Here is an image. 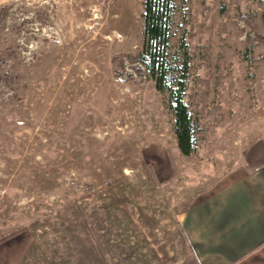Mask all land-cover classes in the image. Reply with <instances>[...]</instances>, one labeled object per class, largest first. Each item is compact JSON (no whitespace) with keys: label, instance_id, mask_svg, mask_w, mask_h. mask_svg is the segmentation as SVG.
I'll return each mask as SVG.
<instances>
[{"label":"rangeland","instance_id":"obj_1","mask_svg":"<svg viewBox=\"0 0 264 264\" xmlns=\"http://www.w3.org/2000/svg\"><path fill=\"white\" fill-rule=\"evenodd\" d=\"M176 3L189 156L141 61L143 0H0V264H196L185 213L264 164V0Z\"/></svg>","mask_w":264,"mask_h":264},{"label":"crops","instance_id":"obj_2","mask_svg":"<svg viewBox=\"0 0 264 264\" xmlns=\"http://www.w3.org/2000/svg\"><path fill=\"white\" fill-rule=\"evenodd\" d=\"M182 228L196 264H264V164L220 177Z\"/></svg>","mask_w":264,"mask_h":264},{"label":"trees","instance_id":"obj_3","mask_svg":"<svg viewBox=\"0 0 264 264\" xmlns=\"http://www.w3.org/2000/svg\"><path fill=\"white\" fill-rule=\"evenodd\" d=\"M176 8V0H143L142 16L145 27L144 52L141 61L156 80L158 89L164 90L168 87L169 106L174 113V127L178 145L181 152L189 156L197 149V134L200 124L198 117L191 111L185 100L188 87L186 81L187 62H185L184 67L185 73L183 72L185 78L176 82L172 80L171 84H168L170 71L168 69V54L171 46L173 15ZM262 18L264 23V12Z\"/></svg>","mask_w":264,"mask_h":264}]
</instances>
